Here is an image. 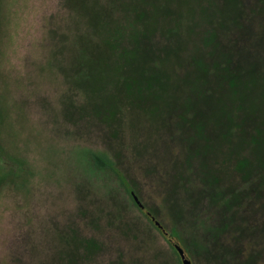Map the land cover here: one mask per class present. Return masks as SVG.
Segmentation results:
<instances>
[{
	"label": "rangeland",
	"instance_id": "rangeland-1",
	"mask_svg": "<svg viewBox=\"0 0 264 264\" xmlns=\"http://www.w3.org/2000/svg\"><path fill=\"white\" fill-rule=\"evenodd\" d=\"M77 17L69 0H0V264H183L175 241L192 264H264V168L247 179L224 153L208 164L195 109L162 120L130 104L112 115L124 95L112 85L90 99L96 78L69 77V41L90 26ZM202 173L235 190L201 193Z\"/></svg>",
	"mask_w": 264,
	"mask_h": 264
},
{
	"label": "trees",
	"instance_id": "trees-1",
	"mask_svg": "<svg viewBox=\"0 0 264 264\" xmlns=\"http://www.w3.org/2000/svg\"><path fill=\"white\" fill-rule=\"evenodd\" d=\"M104 1L105 5L101 0H69L70 10L78 16L77 27L80 18L90 22L86 32L69 41V54L75 53L77 60H69L73 67L69 77L96 78L90 99L110 85L123 92L112 98V115L126 116L130 104L162 120L195 109L203 135L199 146H210L199 155L208 156V164L223 161L224 153L244 178L251 170L263 169L264 0ZM94 35L102 39L104 49L93 45ZM58 61L68 76L62 60ZM78 67L84 71L77 73ZM95 69L100 75H95ZM94 161L114 170L109 156L95 153ZM187 170L193 173L192 164ZM202 174L204 185L199 191L207 196L235 190V185L220 177L213 181L208 173ZM118 177L134 201L135 189L122 174ZM179 178L186 179L177 177L176 189ZM195 186L191 183L190 189ZM175 208L172 201L171 209ZM153 211L147 213L151 221L157 215ZM164 233L179 237L176 230ZM202 248L210 262L211 250L206 245Z\"/></svg>",
	"mask_w": 264,
	"mask_h": 264
},
{
	"label": "water",
	"instance_id": "water-1",
	"mask_svg": "<svg viewBox=\"0 0 264 264\" xmlns=\"http://www.w3.org/2000/svg\"><path fill=\"white\" fill-rule=\"evenodd\" d=\"M133 197H134V201H136V203L139 206H143V203L141 202L140 198L138 197L137 194H135V192L132 193ZM161 223L159 221H156V225L161 226ZM174 245L177 249V251L179 252L180 256H181V260L183 264H192L191 258L189 257V255L186 253V251L182 248V246L180 245V243H178V241L174 242Z\"/></svg>",
	"mask_w": 264,
	"mask_h": 264
}]
</instances>
